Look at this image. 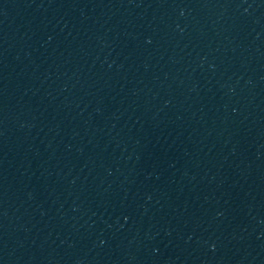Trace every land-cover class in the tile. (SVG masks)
<instances>
[{
    "label": "water",
    "instance_id": "1",
    "mask_svg": "<svg viewBox=\"0 0 264 264\" xmlns=\"http://www.w3.org/2000/svg\"><path fill=\"white\" fill-rule=\"evenodd\" d=\"M0 264H264V0H0Z\"/></svg>",
    "mask_w": 264,
    "mask_h": 264
}]
</instances>
